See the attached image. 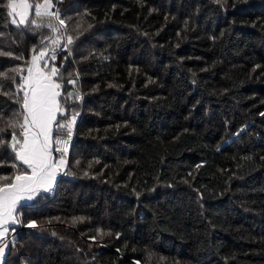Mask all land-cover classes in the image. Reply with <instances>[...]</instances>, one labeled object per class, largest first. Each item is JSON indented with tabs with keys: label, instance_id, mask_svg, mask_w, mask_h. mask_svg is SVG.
Wrapping results in <instances>:
<instances>
[{
	"label": "trees",
	"instance_id": "1",
	"mask_svg": "<svg viewBox=\"0 0 264 264\" xmlns=\"http://www.w3.org/2000/svg\"><path fill=\"white\" fill-rule=\"evenodd\" d=\"M54 3L68 25L55 63L82 96L67 104L73 175L17 210L5 264H264V0ZM7 11L11 76L59 33L15 27ZM18 108L0 94V113ZM10 136L0 175L13 172Z\"/></svg>",
	"mask_w": 264,
	"mask_h": 264
},
{
	"label": "snow or ice",
	"instance_id": "2",
	"mask_svg": "<svg viewBox=\"0 0 264 264\" xmlns=\"http://www.w3.org/2000/svg\"><path fill=\"white\" fill-rule=\"evenodd\" d=\"M0 7L8 10L7 16L12 18L11 24L15 27L23 26L34 33L45 28L51 33H59L57 38L43 37L39 49L34 45L30 61L10 70L14 75L0 73L4 79L11 81L9 87L13 89L11 92L4 91L5 85L0 80V94L10 96L19 105L11 116L0 113V133L11 130L6 143L12 153V162L7 166L13 169L11 175H0V264H3L9 246L6 235L10 229L14 231L12 226L18 223V206L51 192L60 176L73 175L67 170V153L78 113L72 111L69 115L67 104L82 100V96L76 88L75 79L67 80L72 90L65 91L61 73L63 64L58 67L55 63L57 50L61 48L60 37L64 36L68 25L59 10H53L54 0H36L35 3L30 0H7ZM45 40H51L50 50L44 44ZM73 42V37L67 35L64 50H68ZM0 56L14 54L0 50ZM14 58L24 59L22 55ZM4 144L5 141L0 139V146ZM3 166L6 165L0 161V167ZM83 219L74 218L73 223ZM26 226L45 230L35 220L29 221Z\"/></svg>",
	"mask_w": 264,
	"mask_h": 264
},
{
	"label": "water",
	"instance_id": "3",
	"mask_svg": "<svg viewBox=\"0 0 264 264\" xmlns=\"http://www.w3.org/2000/svg\"><path fill=\"white\" fill-rule=\"evenodd\" d=\"M60 178V177H59ZM58 178V179H59ZM58 181V180H57ZM57 183V182H56ZM55 186H56V184H55ZM55 186L53 187V189H52V191L55 189ZM51 191V192H52ZM50 193V192H49ZM49 193H46V194H49ZM31 201H24V202H22V204L20 205V206H18V209L23 205V204H27V203H30ZM13 228H20V223L18 222V223H16L15 225H13L12 226ZM6 241H7V243H8V248L6 249V251H5V256H4V258H3V264H5V261H6V258H7V255H8V252H9V248H10V236L7 234L6 235Z\"/></svg>",
	"mask_w": 264,
	"mask_h": 264
},
{
	"label": "built area",
	"instance_id": "4",
	"mask_svg": "<svg viewBox=\"0 0 264 264\" xmlns=\"http://www.w3.org/2000/svg\"><path fill=\"white\" fill-rule=\"evenodd\" d=\"M73 142H74V135H73V137H72V139H71V141H70L69 151H70L71 148H72ZM69 151H68L67 155L69 154Z\"/></svg>",
	"mask_w": 264,
	"mask_h": 264
},
{
	"label": "rangeland",
	"instance_id": "5",
	"mask_svg": "<svg viewBox=\"0 0 264 264\" xmlns=\"http://www.w3.org/2000/svg\"><path fill=\"white\" fill-rule=\"evenodd\" d=\"M30 2H33V3H35L36 2V0H30ZM17 20L19 19V17H15ZM10 19H12V18H10ZM21 27H23V26H21Z\"/></svg>",
	"mask_w": 264,
	"mask_h": 264
}]
</instances>
